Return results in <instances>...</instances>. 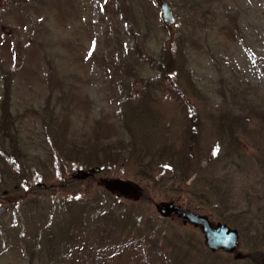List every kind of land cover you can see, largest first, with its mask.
I'll list each match as a JSON object with an SVG mask.
<instances>
[{"label":"rangeland","instance_id":"obj_1","mask_svg":"<svg viewBox=\"0 0 264 264\" xmlns=\"http://www.w3.org/2000/svg\"><path fill=\"white\" fill-rule=\"evenodd\" d=\"M166 1L175 18L169 28L155 0H0V98L7 70L23 150L0 167V264H26L20 238L36 243L59 205L81 197H102L106 207L85 217L111 210L120 221L108 223L113 244H137L117 263L110 252L92 264H259L264 257V0ZM127 92L137 120L129 127L135 139L123 138L152 155L150 174L142 176L133 155L61 188L76 169L89 168L62 159L40 123L43 108L78 141L94 120H113ZM234 116L243 123L226 125ZM189 117L196 120L187 153L193 171L181 180L172 162L184 155ZM97 177L136 190L109 192ZM159 201L235 228L242 258L207 250L197 228L158 216ZM83 232L92 239L90 228ZM44 258L40 264H55Z\"/></svg>","mask_w":264,"mask_h":264},{"label":"trees","instance_id":"obj_2","mask_svg":"<svg viewBox=\"0 0 264 264\" xmlns=\"http://www.w3.org/2000/svg\"><path fill=\"white\" fill-rule=\"evenodd\" d=\"M124 65L130 69L127 64ZM5 71L6 72L2 75V80L4 82L3 95L0 98V167L2 168H4L2 165L7 161V158H12L17 162L23 154L18 137L17 123L14 116L11 114V107L7 101V96H9L10 93L11 77H8V71ZM128 94V92L123 94L121 106L114 110L112 116L113 120H108L106 118L94 120L89 130L81 132L78 141L75 140L74 135L70 134L68 136L65 129L66 126L56 119L53 109L50 110L46 108L47 106L43 108V112L46 113L47 119L45 121L42 118L40 123L42 124L46 136L50 137L52 145L63 155L62 159H72L74 163L84 168H98V171L93 174L98 175L108 171V168L112 165L123 164V162L133 158V155H136L137 160L135 161H138V164L136 163L138 166L137 168L138 171L142 173V176L146 173L150 174V166L152 165L151 159H153L152 155L138 154L134 148V143L130 141L127 142L123 138L125 133H129V139H135L130 128H133L132 123L134 120H137V118L134 113V107L131 105L132 99ZM144 98L145 94L137 97V99H139L138 102H144ZM195 123L196 120L194 121L193 117H189V128L187 127V129H185V133L188 135V144L184 155L180 157L179 162H177L176 159L175 162H172V166L174 165L175 169H177L178 177L181 180L188 178L191 171H193L188 155L191 153L194 144L193 135L195 131L193 129V124ZM242 123V118L234 116L232 119L229 118V122L226 123V125L230 126L234 124L238 126ZM158 157H160V154H158ZM15 172L18 173L17 171ZM87 179H91L90 176L87 177ZM76 180L77 179L70 178L63 182L60 187L64 188L67 183L77 182ZM100 180L101 178L97 177L96 185L102 187ZM202 181L203 180H198V184ZM211 182V180L207 181L210 186ZM221 183L223 182L221 181ZM212 188V193L214 195L220 197L225 196L226 190L221 189L219 186H214ZM47 189L49 190V188ZM99 192L101 191L99 190ZM102 195L105 197L104 194ZM59 206L61 213L54 220L48 221L43 230L39 232L40 234L38 233L40 239L36 243H34V237L26 233L20 238L24 244L23 254L24 257H26V264H32L35 260L37 264H40L43 259L45 261L44 256H47V261L50 259L55 261V264H60L62 260V263L65 262L67 264H92L90 261L95 260L92 258L110 252H114L110 254V256H112V258L116 257V262L114 263H117L120 260V258H118L120 255L126 254V252L132 255L130 252L131 249L137 247V244H131V241L125 246L121 244L120 247H118V243H116V245L113 244V237L111 234L114 232V228L108 226V223H120V221L113 217V212L111 210L98 214L96 217L91 215L85 217V213L91 210L93 212V209L98 211H100V209L106 210L102 197L98 201L89 197H81L79 199L68 198ZM119 219L121 220V217H119ZM87 227L93 232L91 235L92 239L90 238V240L87 239V233L83 232ZM16 234L15 232L14 235L16 236ZM103 238L106 239L104 244ZM2 242L3 241L0 240V245ZM115 247L116 249H114ZM122 247L126 248V250H123ZM86 257H88V261ZM257 259L254 258L252 263H256Z\"/></svg>","mask_w":264,"mask_h":264},{"label":"water","instance_id":"obj_3","mask_svg":"<svg viewBox=\"0 0 264 264\" xmlns=\"http://www.w3.org/2000/svg\"><path fill=\"white\" fill-rule=\"evenodd\" d=\"M160 13V20L166 28H169L175 21L170 4L166 0H155ZM98 168L91 167L88 170L76 169L71 178L81 180L85 179ZM101 185L109 192H119L127 195L135 192V187L128 181L120 178L103 177L100 180ZM138 196V195H137ZM155 212L161 218L175 217L180 220L182 225L188 224L197 228L201 234L202 242L210 252L221 251L231 254L234 259L242 258V255L236 250L238 246V231L226 225L223 222H211L205 215L192 212L179 205L159 201L154 203ZM259 264H264V257L261 258Z\"/></svg>","mask_w":264,"mask_h":264}]
</instances>
